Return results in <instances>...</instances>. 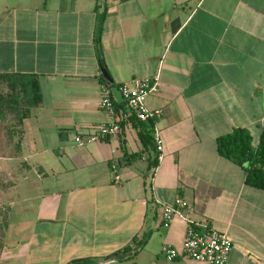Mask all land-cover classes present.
<instances>
[{"label":"crops","instance_id":"obj_1","mask_svg":"<svg viewBox=\"0 0 264 264\" xmlns=\"http://www.w3.org/2000/svg\"><path fill=\"white\" fill-rule=\"evenodd\" d=\"M154 76L147 105L163 113L142 123L162 140L155 168L135 116L118 135L76 143L112 120L103 78L122 109L120 87ZM1 80L25 107L9 133L14 155L0 157V264H206L162 251L186 236L184 219L163 224L162 204L177 197L188 219L228 234L227 264H264V190L216 143L236 127L258 142L263 131L264 0H0ZM33 81L39 104L28 101ZM144 233L133 259L108 260Z\"/></svg>","mask_w":264,"mask_h":264},{"label":"built area","instance_id":"obj_2","mask_svg":"<svg viewBox=\"0 0 264 264\" xmlns=\"http://www.w3.org/2000/svg\"><path fill=\"white\" fill-rule=\"evenodd\" d=\"M159 77L134 80L132 84L125 83L120 87L125 100V107L117 109L112 96V90L108 86L102 87L100 107L107 111L112 120L99 123L90 135H77L75 141L80 146H86L107 137L118 135L122 131V122L135 116L138 120L148 121L162 115V109H150L147 105V97L157 91ZM155 140L157 142L158 160L163 158V144L158 130L155 128ZM111 170L115 180H120L119 167L111 164ZM189 207V203L182 197H177L171 204H162L163 224L167 228L175 218H182L187 222L186 236L181 250L170 244L163 246V253L169 260L179 256H185L206 264H227L228 257L234 244L227 233L210 229L206 224L188 219L183 210Z\"/></svg>","mask_w":264,"mask_h":264},{"label":"trees","instance_id":"obj_3","mask_svg":"<svg viewBox=\"0 0 264 264\" xmlns=\"http://www.w3.org/2000/svg\"><path fill=\"white\" fill-rule=\"evenodd\" d=\"M102 32V24L98 30L96 46L99 56V62L102 69H106L105 61L102 57L100 34ZM104 86L112 88V84L103 78ZM32 98L28 101L30 104H39L41 102V94L39 84L33 81L31 84ZM117 109L120 105L116 104ZM131 119V118H130ZM138 125L139 137L145 148L156 150V155L150 161V168H155L158 163L157 142L154 136V130L150 125H145L141 120H134ZM217 149L221 156L232 160L246 170V184L258 189L264 190V128L261 133L257 146L253 145V137L251 132L244 127H236L232 131L223 134L217 138ZM148 234L144 233L141 238L135 236L132 241L117 249L108 256V260L122 262L133 259L147 242ZM68 264H99L94 258H80L69 262Z\"/></svg>","mask_w":264,"mask_h":264},{"label":"rangeland","instance_id":"obj_4","mask_svg":"<svg viewBox=\"0 0 264 264\" xmlns=\"http://www.w3.org/2000/svg\"><path fill=\"white\" fill-rule=\"evenodd\" d=\"M16 91L10 88L7 82L0 81V157L6 163H8L9 156L14 155V153L9 152L8 142L10 140L9 133L13 127L18 126V122L14 120L15 115L23 114L25 107V99L21 96L20 101L14 102V95ZM17 93V92H16ZM258 143V136L255 135L253 139V145L256 146ZM3 174L8 177V166L7 164L2 167Z\"/></svg>","mask_w":264,"mask_h":264},{"label":"water","instance_id":"obj_5","mask_svg":"<svg viewBox=\"0 0 264 264\" xmlns=\"http://www.w3.org/2000/svg\"><path fill=\"white\" fill-rule=\"evenodd\" d=\"M103 72H104L105 77L108 78V79H110L108 73H107L105 70H104ZM113 91H114L115 93L117 92V94H119V93H118L119 90H118L117 88H114ZM119 96H120V94H119Z\"/></svg>","mask_w":264,"mask_h":264}]
</instances>
